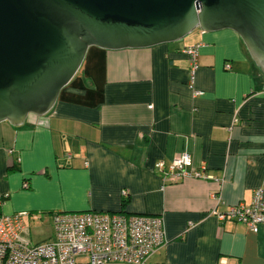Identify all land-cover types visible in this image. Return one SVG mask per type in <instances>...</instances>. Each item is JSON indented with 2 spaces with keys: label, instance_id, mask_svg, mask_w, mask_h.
<instances>
[{
  "label": "crops",
  "instance_id": "0c3cea01",
  "mask_svg": "<svg viewBox=\"0 0 264 264\" xmlns=\"http://www.w3.org/2000/svg\"><path fill=\"white\" fill-rule=\"evenodd\" d=\"M194 44L198 97L181 52ZM184 152L208 178L165 177ZM257 188L264 199V74L231 29L91 46L50 111L0 122V215L27 212L31 243L52 239L55 212L148 214L166 236L149 264H264V232L211 213L249 204Z\"/></svg>",
  "mask_w": 264,
  "mask_h": 264
},
{
  "label": "water",
  "instance_id": "95a60500",
  "mask_svg": "<svg viewBox=\"0 0 264 264\" xmlns=\"http://www.w3.org/2000/svg\"><path fill=\"white\" fill-rule=\"evenodd\" d=\"M231 29L264 74V0H0V122L44 115L91 46L150 47Z\"/></svg>",
  "mask_w": 264,
  "mask_h": 264
},
{
  "label": "built area",
  "instance_id": "2783aa9c",
  "mask_svg": "<svg viewBox=\"0 0 264 264\" xmlns=\"http://www.w3.org/2000/svg\"><path fill=\"white\" fill-rule=\"evenodd\" d=\"M198 48L199 44H194L181 49L190 63L189 87L194 97L203 94L194 86ZM164 166L163 160L154 164L157 170H163ZM202 169H195L190 154L184 152L171 159L165 177L170 182L186 176L208 178ZM121 194L126 198L128 191ZM211 213L219 221L231 220L245 224L254 233L264 232L263 190L255 189L249 204L237 202L229 204L223 212L212 210ZM27 214L0 215V264H149L153 254L166 242L162 216L63 211L52 215V239L31 243L23 236L22 219Z\"/></svg>",
  "mask_w": 264,
  "mask_h": 264
},
{
  "label": "rangeland",
  "instance_id": "374dc122",
  "mask_svg": "<svg viewBox=\"0 0 264 264\" xmlns=\"http://www.w3.org/2000/svg\"><path fill=\"white\" fill-rule=\"evenodd\" d=\"M197 29H198V28L193 29L189 34H187L185 37L181 38L180 40H186V38H188V37L190 36V34H192V33H193L195 30H197ZM76 259L79 260L80 258L77 257Z\"/></svg>",
  "mask_w": 264,
  "mask_h": 264
}]
</instances>
